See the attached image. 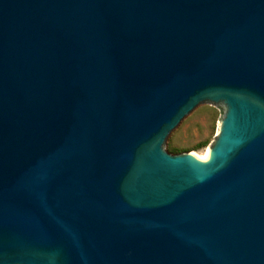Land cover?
<instances>
[{
	"label": "water",
	"instance_id": "95a60500",
	"mask_svg": "<svg viewBox=\"0 0 264 264\" xmlns=\"http://www.w3.org/2000/svg\"><path fill=\"white\" fill-rule=\"evenodd\" d=\"M0 264H264V0H0Z\"/></svg>",
	"mask_w": 264,
	"mask_h": 264
},
{
	"label": "rangeland",
	"instance_id": "374dc122",
	"mask_svg": "<svg viewBox=\"0 0 264 264\" xmlns=\"http://www.w3.org/2000/svg\"><path fill=\"white\" fill-rule=\"evenodd\" d=\"M220 118V108L200 105L172 132L166 143L167 151L171 154L191 152L197 156L204 155L217 136Z\"/></svg>",
	"mask_w": 264,
	"mask_h": 264
},
{
	"label": "bare ground",
	"instance_id": "6f19581e",
	"mask_svg": "<svg viewBox=\"0 0 264 264\" xmlns=\"http://www.w3.org/2000/svg\"><path fill=\"white\" fill-rule=\"evenodd\" d=\"M209 150V149H208ZM207 150V151H208ZM207 151L205 152V154L204 155H202V156H197V155H195L196 157H198V158H200V159H203V158H206L207 157Z\"/></svg>",
	"mask_w": 264,
	"mask_h": 264
},
{
	"label": "trees",
	"instance_id": "16d2710c",
	"mask_svg": "<svg viewBox=\"0 0 264 264\" xmlns=\"http://www.w3.org/2000/svg\"><path fill=\"white\" fill-rule=\"evenodd\" d=\"M172 150H174V149H172ZM174 151H176V150H174ZM176 152H178V151H176Z\"/></svg>",
	"mask_w": 264,
	"mask_h": 264
}]
</instances>
